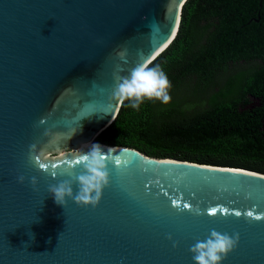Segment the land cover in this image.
Returning a JSON list of instances; mask_svg holds the SVG:
<instances>
[{
	"label": "water",
	"instance_id": "obj_1",
	"mask_svg": "<svg viewBox=\"0 0 264 264\" xmlns=\"http://www.w3.org/2000/svg\"><path fill=\"white\" fill-rule=\"evenodd\" d=\"M186 1L0 0V264H194L212 230L240 236L222 264H264V219L246 215L264 213L263 173L95 143L121 105L115 76L169 47ZM88 141L109 184L95 207L58 205L48 188L81 172Z\"/></svg>",
	"mask_w": 264,
	"mask_h": 264
},
{
	"label": "trees",
	"instance_id": "obj_2",
	"mask_svg": "<svg viewBox=\"0 0 264 264\" xmlns=\"http://www.w3.org/2000/svg\"><path fill=\"white\" fill-rule=\"evenodd\" d=\"M152 64L167 73L170 102L125 101L95 143L264 174V0H187Z\"/></svg>",
	"mask_w": 264,
	"mask_h": 264
},
{
	"label": "clouds",
	"instance_id": "obj_3",
	"mask_svg": "<svg viewBox=\"0 0 264 264\" xmlns=\"http://www.w3.org/2000/svg\"><path fill=\"white\" fill-rule=\"evenodd\" d=\"M123 60L127 56V49L117 53ZM151 65V66H150ZM126 75L117 74L114 78L112 97L120 104L128 102L132 109H139L145 101H159L168 104L171 100V82L161 65L152 64L143 58V53L137 54L134 66L126 70ZM43 123V120L40 121ZM51 131L46 129L44 136H49ZM87 152L81 151L75 157L77 166L81 172L71 180H63L50 185L49 193L56 204L65 206L67 199L73 200L77 205L95 207L101 199L102 189L109 184V172L107 169V156L99 144H92ZM28 158L35 166L43 168L38 160V147L36 143L29 145ZM25 177L19 175L18 183H24ZM29 183L35 187L37 179L30 178ZM78 191L73 194V184ZM215 212H212L214 214ZM253 220L264 219V213L253 215L246 214ZM32 238L33 234H32ZM168 239H172L169 235ZM240 240L239 233L231 236L227 233H219L212 230L204 240H197L189 249L192 253L194 264H222L227 254L232 252ZM175 247V244L173 245Z\"/></svg>",
	"mask_w": 264,
	"mask_h": 264
},
{
	"label": "bare ground",
	"instance_id": "obj_4",
	"mask_svg": "<svg viewBox=\"0 0 264 264\" xmlns=\"http://www.w3.org/2000/svg\"><path fill=\"white\" fill-rule=\"evenodd\" d=\"M92 144H93V142L88 141V142H86L85 144L81 145V146L77 149V151L79 152L80 150H82V149H84V148H88V147H90Z\"/></svg>",
	"mask_w": 264,
	"mask_h": 264
},
{
	"label": "rangeland",
	"instance_id": "obj_5",
	"mask_svg": "<svg viewBox=\"0 0 264 264\" xmlns=\"http://www.w3.org/2000/svg\"><path fill=\"white\" fill-rule=\"evenodd\" d=\"M184 95H185V96H188V97H190V98H191V97H197L196 95H192V94H190V93H184ZM57 155H60V153H58ZM57 155H56V156H57ZM49 156H50V157H53L54 155L51 154V155H48V157H49Z\"/></svg>",
	"mask_w": 264,
	"mask_h": 264
},
{
	"label": "snow or ice",
	"instance_id": "obj_6",
	"mask_svg": "<svg viewBox=\"0 0 264 264\" xmlns=\"http://www.w3.org/2000/svg\"><path fill=\"white\" fill-rule=\"evenodd\" d=\"M184 207H185V208H187V207H188V205H187V204H185V205H184ZM215 211H216V209H212V212H215ZM237 215H239V213H237Z\"/></svg>",
	"mask_w": 264,
	"mask_h": 264
}]
</instances>
